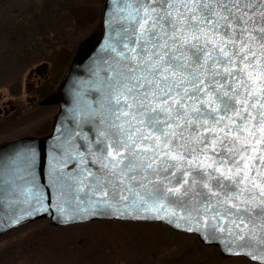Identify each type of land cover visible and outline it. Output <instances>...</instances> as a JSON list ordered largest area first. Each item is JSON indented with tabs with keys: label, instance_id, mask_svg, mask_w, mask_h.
<instances>
[{
	"label": "snow or ice",
	"instance_id": "1",
	"mask_svg": "<svg viewBox=\"0 0 264 264\" xmlns=\"http://www.w3.org/2000/svg\"><path fill=\"white\" fill-rule=\"evenodd\" d=\"M106 7L103 43L50 158L57 200L175 218L264 249V0ZM36 161L23 146L8 175L14 203L34 201L33 212L45 210Z\"/></svg>",
	"mask_w": 264,
	"mask_h": 264
},
{
	"label": "rangeland",
	"instance_id": "2",
	"mask_svg": "<svg viewBox=\"0 0 264 264\" xmlns=\"http://www.w3.org/2000/svg\"><path fill=\"white\" fill-rule=\"evenodd\" d=\"M103 2L104 0H0V94L7 98L9 90L23 91L27 82L26 73L41 62H47L48 76L38 95H53L58 92L79 44L87 38L94 41L97 39L101 30ZM4 69L8 72H4ZM4 75L7 78L4 79ZM57 111L58 106L56 113ZM53 112L55 113L54 110ZM51 113L46 109L39 121L43 118L44 125L52 120L54 123ZM94 222L96 221L84 223H92L90 225L81 224L84 226L79 230L74 229L75 231L60 230L58 228L61 227L52 226L46 219L27 223L21 229L10 232L11 240L7 238L10 245L0 243V262L7 256L4 252L10 251L11 256L3 259L7 261L3 264H93L90 250L100 247L107 248L108 252L116 250V247L117 250L128 249L133 254H130V259H140L139 261L147 264L153 259L145 251L149 247H159L162 251L168 249L170 256L167 259L170 262L167 264H176L179 258L184 260V256L190 260L192 251L196 256L204 253L214 259L221 258L219 253L216 256V248L204 246L195 236L172 231L162 224L132 226ZM77 240H81V245H75L76 248L83 245L85 247L75 255L72 248H75L73 244ZM220 262L252 264L243 258H226L225 262Z\"/></svg>",
	"mask_w": 264,
	"mask_h": 264
},
{
	"label": "water",
	"instance_id": "3",
	"mask_svg": "<svg viewBox=\"0 0 264 264\" xmlns=\"http://www.w3.org/2000/svg\"><path fill=\"white\" fill-rule=\"evenodd\" d=\"M111 0H104L101 11V30L94 41L92 38L84 39L78 47L73 59L71 60L65 79L60 85L58 92L50 95L43 103H57L58 111L54 118V123L50 133L42 137H22L0 146V158L4 161V166L0 167V232L17 227L22 224L33 221L46 219L54 227H65L75 224H84L92 221H127L140 223H157L162 224L172 231L193 235L204 246H211L217 249L219 255L223 258H244L255 264H264V261L254 259L259 257L264 249L245 241H237L236 244L227 236L215 237L206 235L198 231L194 224L190 222L180 221V227H177L178 221L173 218L171 220L156 218L152 213H144L139 210H132L133 214L128 215L127 211L121 216L114 215L113 209L108 208H88L87 211L78 212L73 204H67L57 200V191L53 187L51 169V155L53 154L56 139L59 134L61 124L66 121V117L70 115V109L74 105L76 99L75 93L78 91L77 81L87 79L90 60L100 49L104 34L107 31V19ZM29 146L36 150V182L42 186L45 191V210H36L37 205L33 201L31 205H21L14 203L15 196L11 194L12 186L8 181L10 174V158L21 147ZM59 207L65 208V212L61 214ZM24 213H32L25 215ZM21 217H23L21 219ZM71 217V218H66ZM17 220L13 224L12 220ZM191 228L192 231H188ZM231 248L232 251H228ZM251 252V255L249 254Z\"/></svg>",
	"mask_w": 264,
	"mask_h": 264
},
{
	"label": "flooded vegetation",
	"instance_id": "4",
	"mask_svg": "<svg viewBox=\"0 0 264 264\" xmlns=\"http://www.w3.org/2000/svg\"><path fill=\"white\" fill-rule=\"evenodd\" d=\"M46 69L47 62H41L28 70L25 75L27 79L26 86L23 87L24 95L21 89L9 90L7 98H5V95L0 94V146L22 137H42L51 131L53 120L51 123H47V118L45 120L46 125L42 122L43 118L39 121V118L46 109H49V113H53L54 119L58 106L56 105L57 103H43L51 93L42 94L41 96L38 95L42 83L48 76ZM26 224L0 232V243H3V245L9 243L10 245V232L21 229ZM7 238H9V241ZM9 253L10 251L4 252L7 256L1 259L0 264L7 262L3 261V259H8ZM18 259L21 258L19 257Z\"/></svg>",
	"mask_w": 264,
	"mask_h": 264
},
{
	"label": "trees",
	"instance_id": "5",
	"mask_svg": "<svg viewBox=\"0 0 264 264\" xmlns=\"http://www.w3.org/2000/svg\"><path fill=\"white\" fill-rule=\"evenodd\" d=\"M11 70L12 69H10V71ZM1 71H2V69H1ZM6 71L8 72V70L4 69V72H6ZM3 78L5 79L7 77H5V75H4ZM94 223L95 224H102V225L119 223V224H127V225H132V226L149 224V223H137V222L136 223L135 222H118V221H96ZM90 224H92V223L84 224V225H90ZM84 225L75 224V225H69V226L61 227L58 229L75 231V230H79L78 228H80L81 226H84ZM109 237H113V236L109 235ZM80 243H81V240H77L75 242V244H73V246L75 247V245L76 246L81 245ZM198 243H196V246L198 245ZM124 244H122V245H124ZM84 247L85 246L83 245L80 248H76V247L72 248L73 253L75 255H77L78 254L77 252L79 250L83 249ZM88 250H89V247H88ZM145 251H148V253H150L149 256L153 258L149 264H167L168 262H170V260L167 259L170 256L168 254L169 253L168 249H166V251H164V250L162 251L159 249V247L157 249L149 247L148 250H145ZM215 252H216V256H217L218 251H215ZM90 253H91V255H93V256H91L93 258L91 260V261H93L92 262L93 264H147V262L139 261L140 259L139 260L130 259L129 257H130V254H132V252H130L128 249L126 250L125 248H122L121 250H117V247H116V250L108 252L107 248H101L100 247L99 249H91ZM139 254H141V253H139ZM196 255L197 254L194 251H192V254L190 255V258H191L190 260L184 256L183 257L184 260H182V258L181 259L179 258V261L176 264H222L220 261L224 260V262H225V259H226V258H223L221 256H220L221 258H215L214 259L209 254L204 255V253H202L201 256H196ZM144 257L145 256H143V258ZM82 262H84V261H82Z\"/></svg>",
	"mask_w": 264,
	"mask_h": 264
}]
</instances>
